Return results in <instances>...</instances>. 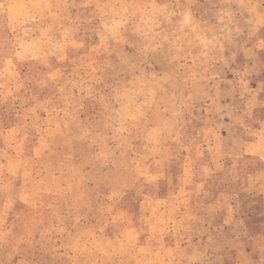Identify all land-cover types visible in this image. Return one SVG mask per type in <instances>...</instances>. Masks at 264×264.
I'll return each instance as SVG.
<instances>
[{"label": "rangeland", "instance_id": "1", "mask_svg": "<svg viewBox=\"0 0 264 264\" xmlns=\"http://www.w3.org/2000/svg\"><path fill=\"white\" fill-rule=\"evenodd\" d=\"M0 264H264V0H0Z\"/></svg>", "mask_w": 264, "mask_h": 264}]
</instances>
